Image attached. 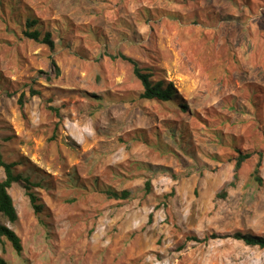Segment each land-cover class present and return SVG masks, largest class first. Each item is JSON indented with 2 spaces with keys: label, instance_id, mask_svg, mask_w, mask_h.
<instances>
[{
  "label": "rangeland",
  "instance_id": "374dc122",
  "mask_svg": "<svg viewBox=\"0 0 264 264\" xmlns=\"http://www.w3.org/2000/svg\"><path fill=\"white\" fill-rule=\"evenodd\" d=\"M121 54L175 102L140 99ZM238 150L264 151V0H0V160L44 207L9 189L7 264H264L231 237H264V161L262 185L254 156L232 186Z\"/></svg>",
  "mask_w": 264,
  "mask_h": 264
},
{
  "label": "trees",
  "instance_id": "16d2710c",
  "mask_svg": "<svg viewBox=\"0 0 264 264\" xmlns=\"http://www.w3.org/2000/svg\"><path fill=\"white\" fill-rule=\"evenodd\" d=\"M28 28L36 27L33 31H25L24 35L37 42L44 44L49 47L51 51L55 49V42L53 40L52 34L50 32H46L44 34L41 33L39 28V22L37 20H27ZM112 59H121L122 61L128 62L132 65L133 74L135 78L141 83L143 87V91L140 94V99L145 101H157L161 103H170L175 102L177 99V95L172 83H166L165 80H155L154 73L148 69L140 66V63L132 58H129L125 55L112 56ZM53 66H56L55 61H52ZM58 72L59 69L57 68ZM36 91H31V96H35ZM24 98L25 95L21 96L20 105L24 106ZM185 109V108H184ZM232 147H234V142L230 143ZM236 157L232 162H234V175L233 181L231 182L232 186H235L239 180V173L243 167V165L252 159L254 156H257V162L253 171L252 178L258 184H263V179L261 177V168L264 161V151L257 152H242L238 150L236 152ZM0 165L4 168L6 179L0 183V243L3 239H7L15 249L18 255L22 253V244L21 239L18 235L10 229L8 226L4 225L1 222V216L3 215L7 218L11 223H15L18 220V215L16 208L13 203V199L9 194V189L15 183H24V188L26 190V195L28 196L31 206L34 209L36 214H39L43 211L44 207L40 204V199L37 196V193L34 191L35 188H38L39 185L32 183L31 180L27 177H24L22 174H16L14 169L18 165L17 163H6L3 160H0ZM146 192L151 191V181H147L145 183ZM225 192L220 196H225ZM108 195L115 199H128L130 197V192L125 190L122 192H108ZM235 240L242 241L244 244L252 247H259L264 249V237L258 236L255 234H244L241 232H237L231 236ZM218 238L217 235L213 234L211 237H205L204 239H199L198 237H191L190 240L202 242L208 241L209 239ZM0 264H7V262L0 257Z\"/></svg>",
  "mask_w": 264,
  "mask_h": 264
}]
</instances>
